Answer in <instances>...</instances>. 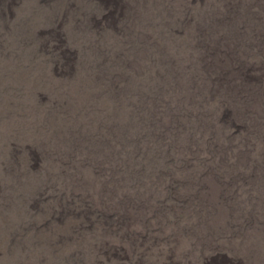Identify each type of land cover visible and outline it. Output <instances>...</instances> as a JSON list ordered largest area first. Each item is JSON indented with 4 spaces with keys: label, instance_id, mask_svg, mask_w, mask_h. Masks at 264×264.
<instances>
[{
    "label": "rangeland",
    "instance_id": "374dc122",
    "mask_svg": "<svg viewBox=\"0 0 264 264\" xmlns=\"http://www.w3.org/2000/svg\"><path fill=\"white\" fill-rule=\"evenodd\" d=\"M0 264H264V0H0Z\"/></svg>",
    "mask_w": 264,
    "mask_h": 264
}]
</instances>
